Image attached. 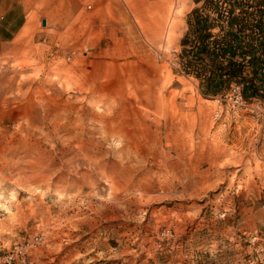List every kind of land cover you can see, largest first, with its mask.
<instances>
[{"label": "rangeland", "instance_id": "1", "mask_svg": "<svg viewBox=\"0 0 264 264\" xmlns=\"http://www.w3.org/2000/svg\"><path fill=\"white\" fill-rule=\"evenodd\" d=\"M196 7L106 42L0 25V264H264V97L184 71Z\"/></svg>", "mask_w": 264, "mask_h": 264}, {"label": "trees", "instance_id": "2", "mask_svg": "<svg viewBox=\"0 0 264 264\" xmlns=\"http://www.w3.org/2000/svg\"><path fill=\"white\" fill-rule=\"evenodd\" d=\"M182 38L184 71L206 95L241 86L245 100L264 97V0H196Z\"/></svg>", "mask_w": 264, "mask_h": 264}, {"label": "crops", "instance_id": "3", "mask_svg": "<svg viewBox=\"0 0 264 264\" xmlns=\"http://www.w3.org/2000/svg\"><path fill=\"white\" fill-rule=\"evenodd\" d=\"M173 0H0V25L22 35L43 28L56 32H87L88 42H106L107 31L133 30L151 15L165 29ZM68 39V40H67ZM58 42H72L59 38Z\"/></svg>", "mask_w": 264, "mask_h": 264}, {"label": "built area", "instance_id": "4", "mask_svg": "<svg viewBox=\"0 0 264 264\" xmlns=\"http://www.w3.org/2000/svg\"><path fill=\"white\" fill-rule=\"evenodd\" d=\"M234 91H237L238 92V97L240 98V99H243V96H242V93H241V91H240V86L239 85H237V86H233V88H232Z\"/></svg>", "mask_w": 264, "mask_h": 264}]
</instances>
